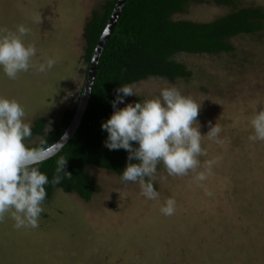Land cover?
Wrapping results in <instances>:
<instances>
[{"label":"rangeland","instance_id":"1","mask_svg":"<svg viewBox=\"0 0 264 264\" xmlns=\"http://www.w3.org/2000/svg\"><path fill=\"white\" fill-rule=\"evenodd\" d=\"M108 0H0V29H31L25 42L37 48L33 67L15 80L0 69V96L24 107L31 127L44 118L51 128L67 109L80 105L89 75L84 31L95 7ZM261 7L264 0H236ZM232 8L214 2L192 4L175 18L211 22ZM39 13L42 23H34ZM234 53L181 55L193 71L175 82L151 78L135 84L138 96L125 103L160 97L175 86L200 107L201 165L184 176H169L159 164L153 181L159 196L147 199L138 183L114 171L91 166L96 186L90 202L58 189L43 203L39 227H15L10 214L0 221V264H264V141L252 142L251 120L264 108V29L233 39ZM55 59L41 73L40 64ZM78 93H80L79 96ZM218 124L221 143L210 139ZM27 144L37 141L25 140ZM216 160L205 181L204 164ZM205 189L212 193L206 194ZM172 198L175 213L161 208Z\"/></svg>","mask_w":264,"mask_h":264},{"label":"trees","instance_id":"2","mask_svg":"<svg viewBox=\"0 0 264 264\" xmlns=\"http://www.w3.org/2000/svg\"><path fill=\"white\" fill-rule=\"evenodd\" d=\"M119 0H108L95 7L85 27L86 52L84 61L89 70L92 60ZM214 2L232 8L225 16L211 22H195L175 17L185 13L192 4ZM236 0H127L114 33L108 40L100 61L93 92L74 137L51 159L38 165L49 178L47 198L52 202L58 189L76 193L90 202L96 186L88 173L91 166L114 171L120 176L129 162L126 150H109L105 146L106 131L101 124L113 113L112 101L116 89L127 84H139L151 78H165L175 82L191 79L193 71L177 59L184 54L220 55L234 53L233 39L256 36L264 29V9L240 7ZM88 70V71H89ZM118 107L123 108L120 104ZM76 109H67L62 118L51 128L44 118L32 127V136L25 144L45 150L54 146L67 132ZM49 129V131H48ZM134 146L135 145L134 143ZM67 159L66 171L60 185L52 183L57 161ZM132 163H139L132 160Z\"/></svg>","mask_w":264,"mask_h":264},{"label":"clouds","instance_id":"3","mask_svg":"<svg viewBox=\"0 0 264 264\" xmlns=\"http://www.w3.org/2000/svg\"><path fill=\"white\" fill-rule=\"evenodd\" d=\"M34 23H42L39 13L33 17ZM31 29L23 24L15 31L0 29V69L9 79L15 80L22 72L33 67V58L37 48L25 42ZM56 61L49 58L46 64H40L38 71L51 70ZM128 96H138L134 84L116 89V98L112 101L113 113L101 124L106 131L105 146L109 150H126L128 163L123 170L121 180L138 183L142 195L147 199H157L159 192L153 178L157 167L163 163L169 176H184L200 167V156L206 155L202 148V135L197 124L201 105L183 95L175 86L165 87L160 97L145 99L135 103H125ZM24 107L16 100L0 96V221L10 214L15 227L37 228L39 218L45 209L48 176L36 165L45 159V149L33 148L25 144L32 136L30 123L25 122ZM253 134L248 137L252 142L264 141V108L257 111L251 120ZM49 131V129H48ZM221 127L209 122L206 134L210 139L221 143ZM135 145L137 146H134ZM67 159L57 161L56 175L52 183L60 185L67 172ZM139 163H132V160ZM216 160L205 162V171L198 172L196 179L205 181L211 173ZM206 194L212 193L205 189ZM176 201L169 198L161 208L163 215L175 213Z\"/></svg>","mask_w":264,"mask_h":264},{"label":"water","instance_id":"4","mask_svg":"<svg viewBox=\"0 0 264 264\" xmlns=\"http://www.w3.org/2000/svg\"><path fill=\"white\" fill-rule=\"evenodd\" d=\"M126 2H127V0H119L117 7L114 11V14H113L105 32L103 33V35L99 41V44H98L97 49L95 51V54H94V57L92 60V64H91V67L89 70L88 80H87L85 88H84V92H83V95H82V98L80 101V105L77 109L76 116H75L71 126L69 127L67 132L63 135V137L54 146L45 150V157L46 158L43 159L42 162L47 161V160L51 159L52 157L56 156L65 147V145L68 144V142H70V140L74 137L78 128L80 127L82 120L84 118V115L86 113L91 94H92L93 89H94L96 77H97V74L99 71L101 58L104 54L108 40L111 38L112 34L115 31V28L118 24V20L120 18V15L124 9ZM79 95H80V93H78V95H76V96H79Z\"/></svg>","mask_w":264,"mask_h":264},{"label":"flooded vegetation","instance_id":"5","mask_svg":"<svg viewBox=\"0 0 264 264\" xmlns=\"http://www.w3.org/2000/svg\"><path fill=\"white\" fill-rule=\"evenodd\" d=\"M84 92V91H83ZM83 92H82V95H83ZM81 98H82V96H81ZM78 109V108H77Z\"/></svg>","mask_w":264,"mask_h":264}]
</instances>
